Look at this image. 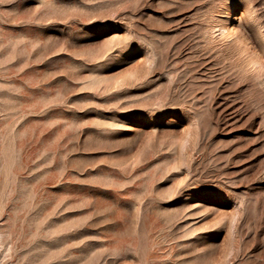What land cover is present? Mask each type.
Wrapping results in <instances>:
<instances>
[{"label": "rangeland", "instance_id": "obj_1", "mask_svg": "<svg viewBox=\"0 0 264 264\" xmlns=\"http://www.w3.org/2000/svg\"><path fill=\"white\" fill-rule=\"evenodd\" d=\"M0 236L3 264H264V0H0Z\"/></svg>", "mask_w": 264, "mask_h": 264}, {"label": "built area", "instance_id": "obj_2", "mask_svg": "<svg viewBox=\"0 0 264 264\" xmlns=\"http://www.w3.org/2000/svg\"><path fill=\"white\" fill-rule=\"evenodd\" d=\"M3 253H4V245H3L2 238L0 236V264H3L2 263V257L4 255Z\"/></svg>", "mask_w": 264, "mask_h": 264}, {"label": "bare ground", "instance_id": "obj_3", "mask_svg": "<svg viewBox=\"0 0 264 264\" xmlns=\"http://www.w3.org/2000/svg\"><path fill=\"white\" fill-rule=\"evenodd\" d=\"M229 32V31H228ZM232 36V35H231ZM238 45V44H237ZM5 250V249H4ZM5 254V253H4Z\"/></svg>", "mask_w": 264, "mask_h": 264}]
</instances>
